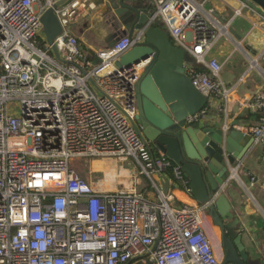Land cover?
<instances>
[{
    "label": "built area",
    "instance_id": "2783aa9c",
    "mask_svg": "<svg viewBox=\"0 0 264 264\" xmlns=\"http://www.w3.org/2000/svg\"><path fill=\"white\" fill-rule=\"evenodd\" d=\"M55 1L0 0V264H127L142 258L151 264H220L202 227L206 204L170 203L159 175L171 167L188 192L187 182L133 130L134 86L147 60L116 63L132 53L145 27L159 22L172 44L193 59L183 70L206 99L200 113L215 108L226 131L228 102L245 72L223 82L221 62L209 53L221 37H230V20L206 8L208 0H151L144 28L90 54L70 32L85 1L70 0L54 9L61 27L53 40L58 60L35 41L40 15ZM240 10L232 9V16ZM258 59L264 61V46L246 71ZM244 108L264 113V97ZM231 127L250 135L264 155V114L254 125ZM93 158L115 161L108 181L102 170L106 188L69 167L70 159ZM236 168L229 166L232 180L238 179ZM139 175L147 192L139 187Z\"/></svg>",
    "mask_w": 264,
    "mask_h": 264
},
{
    "label": "water",
    "instance_id": "95a60500",
    "mask_svg": "<svg viewBox=\"0 0 264 264\" xmlns=\"http://www.w3.org/2000/svg\"><path fill=\"white\" fill-rule=\"evenodd\" d=\"M69 1L56 0L39 17L37 37L44 41L52 56L58 60L53 40L61 27L54 9ZM106 1L114 7L113 0ZM245 1L264 14V0ZM116 5L119 12H125L132 19L128 36L145 27L147 15L140 11L135 0H117ZM145 60L147 63L134 86L137 112L132 122L133 130L151 151L163 154L179 170L196 204H206L211 221L220 232V264H260L259 255L250 259L248 251L240 243L241 234L235 227L236 219L222 222L218 214L219 207L224 212L223 218L230 214L227 203L223 204L224 195L220 189L232 181L229 166L238 158L232 150L230 138L238 135L239 131L231 129L225 133L210 124L202 127L201 121L206 114L200 111L206 99L191 86L184 73V51L174 46L160 27H145L142 39L132 53L116 65L127 67ZM97 61L94 57L93 62ZM88 83L97 91L92 81ZM193 114H199L197 119L187 123L186 117ZM251 139V136L243 137V141L249 140L248 145ZM159 179L162 181L161 190L165 193L167 183L161 174Z\"/></svg>",
    "mask_w": 264,
    "mask_h": 264
},
{
    "label": "crops",
    "instance_id": "0c3cea01",
    "mask_svg": "<svg viewBox=\"0 0 264 264\" xmlns=\"http://www.w3.org/2000/svg\"><path fill=\"white\" fill-rule=\"evenodd\" d=\"M84 1V4L78 9L77 18L70 25V32L77 38L84 52L93 53L98 47L110 45L119 36H128L129 24L132 19L126 16L125 12L121 13L117 10L119 7L116 5L117 0H113L114 7L108 5L106 0ZM135 2L140 11L148 17L150 14L149 7H153L152 1L135 0ZM205 7H211L214 14L223 20H230V37H221L209 53L210 57L221 62V71H219L218 77L223 82H232L245 72L240 85L230 96L228 102V110L231 114L228 129L225 131L227 133L232 129L231 125L246 127L257 122L252 117L244 122L236 120V117L245 109L246 102L259 95L264 97V61L258 59L256 66L246 71L249 59L257 57L264 46V17L258 11H251L242 7L240 0H208ZM237 7H241V15L233 17L232 9ZM228 45L232 46L230 53L226 51ZM234 50L236 52H233ZM201 124L202 127L210 124L212 128L217 129L221 128L222 120L216 109L212 108L206 112ZM246 136L250 137L241 131L234 138H230L232 150L235 151L238 158L232 164L237 165L235 172L238 179H233L221 187L220 193L224 195L225 201L223 204L226 205L227 203L230 214L223 218L222 207H219L218 214L222 222L236 219L235 227L241 234L240 243L243 248L248 251L250 259L259 255L260 264H264V155L261 154L260 147L252 143V139L249 145V140L243 141V137ZM244 145L247 147L244 148ZM242 149L244 150L242 151ZM240 150L241 152L238 153ZM156 152L152 151L154 154ZM111 163L107 164L103 161L99 166L107 167ZM162 177L167 183L166 193L171 197L170 203L172 205L196 203L181 182L173 177L172 173L170 177L168 171L165 170ZM250 179H252L251 184ZM158 185L161 189L162 181L160 179H158ZM139 187L142 189L141 181ZM202 227L209 238L215 241L217 258L220 260L222 251L221 249L219 251L217 243L218 240L220 241V232L211 221L207 208L202 211ZM142 261L143 258L129 261V263L136 264L142 263Z\"/></svg>",
    "mask_w": 264,
    "mask_h": 264
},
{
    "label": "rangeland",
    "instance_id": "374dc122",
    "mask_svg": "<svg viewBox=\"0 0 264 264\" xmlns=\"http://www.w3.org/2000/svg\"><path fill=\"white\" fill-rule=\"evenodd\" d=\"M251 5V4H250ZM163 29V27H162ZM232 46L228 45L226 50L227 52L232 51L231 50ZM233 52H236V50H234ZM184 61H186L189 65H193V59L184 52ZM227 66V65H226ZM229 66V64H228ZM227 66V67H228ZM221 71V70H220ZM230 111L228 110V115L230 116ZM106 162L107 164H109L110 162L115 163V161L113 159H86V160H78V159H70L69 160V167H71L72 169H74V171L77 173L78 176L82 177L84 180H86L87 182L91 183V185L93 186H104L106 188V184L103 181V176H102V172L104 171L105 174L107 172V174H113V165H108L107 167H99V165L101 166V162ZM100 163V164H99ZM124 166H131L130 164H132V162H123L121 163ZM132 167V166H131ZM103 170V171H102ZM107 179V178H106ZM139 179L141 181L142 186H146L147 189V182L145 180V178L141 175H139ZM205 235L207 238H209V236L206 234ZM210 240V244L212 246V249L216 255V258L218 257V254L216 253V243L214 240ZM146 261L148 264L150 263L149 261H147V259H143L142 262Z\"/></svg>",
    "mask_w": 264,
    "mask_h": 264
},
{
    "label": "trees",
    "instance_id": "16d2710c",
    "mask_svg": "<svg viewBox=\"0 0 264 264\" xmlns=\"http://www.w3.org/2000/svg\"><path fill=\"white\" fill-rule=\"evenodd\" d=\"M153 10V7L152 6H150L149 7V11L151 12ZM152 26H154V27H160V23L159 22H153L152 23ZM170 40V39H169ZM36 45L38 46V47H40L41 49H44L47 53H49L50 54V52H49V50L47 49V47H45V43L39 38V37H37L36 38ZM171 42V41H170ZM172 43V42H171ZM87 53H90V52H87ZM91 54V53H90ZM204 72H206L207 73V71L206 70H204V69H202ZM264 113L262 112V110L261 109H257V110H255L254 112H250L248 109H244V110H242V112L240 113V115H238L237 117H236V120H238V121H241V122H244V121H246V120H249V118H253L254 120H256L257 121V119L259 118V117H261L262 115H263ZM252 121V120H251ZM166 171H168V174L170 175V177H171V167H168L167 169H166ZM147 189H148V187H147ZM142 190H144V191H146V186H142ZM127 264H130L129 262L127 263ZM136 264H148L146 261H144V262H142V263H136ZM149 264H151V263H149Z\"/></svg>",
    "mask_w": 264,
    "mask_h": 264
},
{
    "label": "bare ground",
    "instance_id": "6f19581e",
    "mask_svg": "<svg viewBox=\"0 0 264 264\" xmlns=\"http://www.w3.org/2000/svg\"><path fill=\"white\" fill-rule=\"evenodd\" d=\"M101 31V30H100ZM100 167V166H99ZM113 167V166H112ZM111 176H112V174H107V172H106V178H107V181L111 178Z\"/></svg>",
    "mask_w": 264,
    "mask_h": 264
},
{
    "label": "flooded vegetation",
    "instance_id": "af4514ba",
    "mask_svg": "<svg viewBox=\"0 0 264 264\" xmlns=\"http://www.w3.org/2000/svg\"><path fill=\"white\" fill-rule=\"evenodd\" d=\"M217 239H218V238H217ZM217 243H218V245H219V251H220V249H221V248H220V241L218 240Z\"/></svg>",
    "mask_w": 264,
    "mask_h": 264
}]
</instances>
